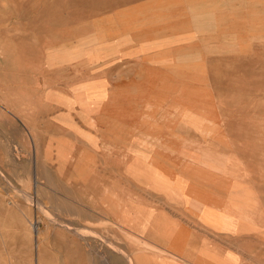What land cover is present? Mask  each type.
I'll return each instance as SVG.
<instances>
[{
  "label": "rangeland",
  "instance_id": "obj_1",
  "mask_svg": "<svg viewBox=\"0 0 264 264\" xmlns=\"http://www.w3.org/2000/svg\"><path fill=\"white\" fill-rule=\"evenodd\" d=\"M262 224L264 0H0V264H264Z\"/></svg>",
  "mask_w": 264,
  "mask_h": 264
},
{
  "label": "bare ground",
  "instance_id": "obj_2",
  "mask_svg": "<svg viewBox=\"0 0 264 264\" xmlns=\"http://www.w3.org/2000/svg\"><path fill=\"white\" fill-rule=\"evenodd\" d=\"M199 156H200V154H199ZM217 157V156H216ZM199 158V157H198ZM219 159V158H218ZM160 160V159H159ZM33 161V160H32ZM216 161V160H215ZM151 162L152 163H150L151 165H149L147 168H145V167H140L139 168V170L138 171H135V175H142V174H144V173H146L147 171H151V174H153V175H156V178L154 179H151V182H155V181H158L159 180V175H165V176H167L166 175V172L164 171V165L162 166V165H160V163H159V161H158V158H154V159H152L151 160ZM165 164H166V161L164 162ZM205 163V162H204ZM210 163V162H209ZM207 164V163H206ZM198 165V164H197ZM161 166V167H160ZM212 166L214 167V165L212 164ZM221 166L222 167H225L226 165L225 164H223V163H221ZM206 167H207V165H206ZM212 169V168H211ZM222 169H220V171H221ZM224 171H225V168H224ZM169 172V171H168ZM188 172H189V169H187V168H185V169H181L180 170V173L182 174V175H185V174H188ZM228 172V171H227ZM194 173H196L195 171H194ZM218 173H224V172H218ZM225 173H226V171H225ZM249 173V172H248ZM171 174V173H170ZM227 174V173H226ZM179 175V174H178ZM224 175V174H223ZM226 176V175H225ZM224 176V177H225ZM162 178L164 177V176H161ZM197 179V178H196ZM195 179V180H196ZM198 180V179H197ZM187 181H188V179H187ZM192 183H193V181H192ZM172 184H174V185H176V184H178L177 182H172ZM188 184V183H187ZM155 185V184H154ZM188 186V185H187ZM190 187V186H189ZM181 189H183V187H180ZM240 187L238 186L236 189H234V196H235V199H232V200H234V201H239L240 200V198H238L239 196L241 197V190L242 189H239ZM159 190V189H158ZM161 190V189H160ZM232 190V189H231ZM162 191V190H161ZM163 192V191H162ZM187 193L188 192H190V191H186ZM243 195V194H242ZM249 195V194H248ZM186 196V195H185ZM182 197V196H181ZM207 197V196H206ZM210 199V198H209ZM208 199V200H209ZM245 198L243 197V200H244ZM249 199H251V198H249ZM247 200V199H246ZM32 201V200H31ZM201 201V200H200ZM199 201V202H200ZM250 201V200H249ZM243 202V201H242ZM205 203V202H204ZM209 203V202H208ZM212 203V202H211ZM39 204V203H38ZM41 204V203H40ZM243 204V203H242ZM250 205V204H249ZM188 206V205H187ZM217 206V205H216ZM221 207V206H220ZM212 208V207H211ZM259 208V207H258ZM250 211V210H252V209H247V211ZM148 211H149V209H148ZM147 211V212H148ZM253 211L255 212L254 214H259L260 213V210L259 209H253ZM241 212V211H240ZM137 213V212H136ZM149 213V212H148ZM262 213V212H261ZM150 214V213H149ZM137 215V214H136ZM145 216H146V213H145ZM153 216V215H152ZM156 217H157V215H156ZM161 217V216H160ZM218 217V216H217ZM147 218V217H146ZM154 218V217H153ZM159 218V217H158ZM141 219V218H140ZM162 219V218H161ZM165 219V218H164ZM238 219V218H237ZM236 219V220H237ZM248 219V218H247ZM53 220V219H52ZM51 220V221H52ZM166 221V220H165ZM251 221V220H250ZM53 222V221H52ZM51 222V223H52ZM237 223V222H236ZM54 224H57V225H59V226H61V227H64V228H66V226L67 225H64L63 223H59V222H57V221H54ZM142 225H143V222L141 223ZM36 225V224H35ZM158 225V224H157ZM164 225V224H163ZM238 225V224H237ZM237 225H235V227H237ZM240 225V224H239ZM33 226V225H32ZM38 226V225H37ZM37 226H35L34 228H35V231H37L38 232V228H37ZM159 226V225H158ZM215 226V225H214ZM262 226H264L263 224H262ZM234 227V228H235ZM248 227V226H247ZM253 227V226H252ZM68 228V227H67ZM73 228V227H72ZM71 228V229H72ZM166 228H167V226H166ZM165 228V229H166ZM175 228V227H174ZM218 228V227H217ZM233 228V227H232ZM232 228H228V227H226V228H224V227H220L219 229H218V234H215L216 236H217V238L218 239H220V241H221V243H223V244H229V242H231L232 241V238L234 237V236H236V235H238L239 233L237 232V231H234ZM240 228V227H239ZM172 229V228H171ZM178 229V228H177ZM244 229V228H243ZM251 229V228H250ZM253 229V228H252ZM255 229V228H254ZM237 230V229H236ZM256 230H259V229H256ZM34 231V232H35ZM175 231H176V228H175ZM247 231H249V230H247ZM247 231H245V232H247ZM260 231V230H259ZM77 232V231H76ZM164 233L166 232V231H163ZM162 232V233H163ZM170 232V231H169ZM172 232V231H171ZM170 232V233H171ZM253 232V231H252ZM161 233V234H162ZM163 233V234H164ZM169 233V234H170ZM174 234V233H173ZM254 234V233H253ZM80 235V234H79ZM168 235V234H167ZM245 235H246V233H245ZM255 235V234H254ZM76 236H78V235H76ZM82 236V234L80 235V237ZM171 236V235H170ZM173 236V235H172ZM241 236V235H240ZM247 236V235H246ZM82 238V237H81ZM235 238V237H234ZM240 238V237H239ZM247 238V237H246ZM252 238V237H251ZM236 239V238H235ZM201 248V247H200ZM224 248H219V252L218 253H220V254H226L227 252H225V250H223ZM206 250V249H205ZM202 252H203V250H201ZM205 252V251H204ZM203 252V253H204ZM208 252V251H207ZM213 252H215V251H213ZM119 253L120 254H122L120 251H119ZM200 253V252H199ZM206 253V252H205ZM210 254L208 253L206 256H209ZM215 255V254H214ZM199 256H200V254H199ZM198 256V257H199ZM217 256V255H216ZM214 256V258H212L211 257V255H210V257L212 258V263H214L215 262V264H226V261H227V258H229V256L226 254L225 256ZM201 257V256H200ZM107 259V258H106ZM108 260V259H107ZM127 260L129 261V263H131L132 261H131V259L129 258V257H127ZM208 260V259H207ZM226 260V261H225ZM230 260V259H229ZM104 261V260H103ZM209 261V260H208ZM211 262V261H210ZM228 262V261H227ZM230 262V261H229ZM228 262V263H229ZM106 263V262H105ZM133 263V262H132ZM103 264V263H102ZM230 264V263H229Z\"/></svg>",
  "mask_w": 264,
  "mask_h": 264
},
{
  "label": "crops",
  "instance_id": "obj_3",
  "mask_svg": "<svg viewBox=\"0 0 264 264\" xmlns=\"http://www.w3.org/2000/svg\"><path fill=\"white\" fill-rule=\"evenodd\" d=\"M31 137V136H30ZM32 140H33V138H31ZM194 250V248H192V250H191V252H189V253H187V254H189V256H193L194 255V253L192 252ZM212 258H214L213 256H211ZM210 256H206V257H204L205 259H206V262H207V264H215V262L214 263H212V258H211ZM200 258L201 257H198V259L200 260ZM146 259V258H145ZM193 259H194V257H193ZM209 261H208V260ZM211 261V262H210ZM145 264H154L153 263V260L151 259V258H149V259H146L145 260Z\"/></svg>",
  "mask_w": 264,
  "mask_h": 264
}]
</instances>
